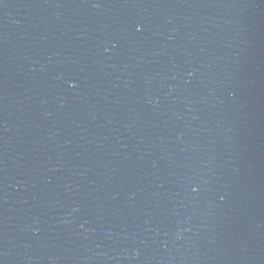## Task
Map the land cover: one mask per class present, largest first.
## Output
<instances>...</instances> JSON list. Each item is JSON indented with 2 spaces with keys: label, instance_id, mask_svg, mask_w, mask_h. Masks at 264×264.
<instances>
[{
  "label": "water",
  "instance_id": "95a60500",
  "mask_svg": "<svg viewBox=\"0 0 264 264\" xmlns=\"http://www.w3.org/2000/svg\"><path fill=\"white\" fill-rule=\"evenodd\" d=\"M0 264H264V0H0Z\"/></svg>",
  "mask_w": 264,
  "mask_h": 264
}]
</instances>
